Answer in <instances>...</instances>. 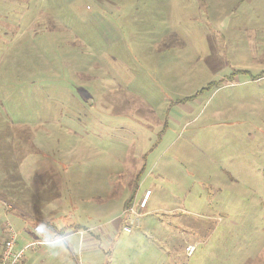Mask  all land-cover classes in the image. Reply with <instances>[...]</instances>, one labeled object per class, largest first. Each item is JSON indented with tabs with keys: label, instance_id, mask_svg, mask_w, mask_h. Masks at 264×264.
Returning <instances> with one entry per match:
<instances>
[{
	"label": "rangeland",
	"instance_id": "rangeland-1",
	"mask_svg": "<svg viewBox=\"0 0 264 264\" xmlns=\"http://www.w3.org/2000/svg\"><path fill=\"white\" fill-rule=\"evenodd\" d=\"M0 204L27 264H264V0H0Z\"/></svg>",
	"mask_w": 264,
	"mask_h": 264
},
{
	"label": "built area",
	"instance_id": "built-area-1",
	"mask_svg": "<svg viewBox=\"0 0 264 264\" xmlns=\"http://www.w3.org/2000/svg\"><path fill=\"white\" fill-rule=\"evenodd\" d=\"M150 195V191L146 190L137 203H133V205L124 209L121 216L124 217L122 221L123 232L131 233L134 228L138 227L139 218L147 206ZM31 247H33V244H29L21 249H16L13 239L5 241L0 255V264H25L24 252ZM185 252L190 256L194 252V247L187 246Z\"/></svg>",
	"mask_w": 264,
	"mask_h": 264
},
{
	"label": "crops",
	"instance_id": "crops-1",
	"mask_svg": "<svg viewBox=\"0 0 264 264\" xmlns=\"http://www.w3.org/2000/svg\"><path fill=\"white\" fill-rule=\"evenodd\" d=\"M40 171H38V169H37V171L35 172L36 173V175H35V179H33V177H30L29 178V182H30V187H31V189L30 190H32L33 189V191H31V192H34L33 193V195H34V197L36 198V201H35V206H42V205H48V203H47V201L45 202L46 204H44V203H42V201H41V204H40V202L38 203L37 201H40L39 199L37 200V197L38 196H41L44 192H47V190L49 189V187H48V181H47V178H45V174L47 173V167H46V165H42L41 167H40ZM24 169H23V167L22 166H20L19 168H18V173H20V175H23V173H24V171H23ZM51 170V169H50ZM31 173H33V172H31ZM49 174H50V172H48ZM23 177V176H22ZM42 177V178H41ZM20 178V180H21V177H17V179H19ZM42 193V194H41ZM41 194V195H40ZM32 196V195H31ZM151 196V195H150ZM31 200V199H30ZM30 202V201H29ZM28 202V203H29ZM49 202V201H48ZM49 204H51L50 202H49ZM0 210L1 211H5L4 210V208H3V206H2V204H0ZM5 213V212H4ZM6 215V214H5ZM13 218H15L14 220H16L17 222H21L22 223V225H24V227H26L28 224L25 222H23V220L21 219L22 217H20V216H14ZM0 228H1V231L4 233L5 232V226H4V223H0ZM89 230V229H88ZM75 234H77V231L75 230V231H73V232H71V233H69L67 236H70V235H75ZM81 234H82V236L84 235V233L83 232H81ZM80 234V235H81ZM5 237H8V239H13V241L15 242V247H16V249H21L22 247L24 248L25 246H27V245H29V244H31L32 242H30V241H28L27 242V239L29 238V236H27L26 234L23 236V238H22V240L23 241H21L22 243H24L23 245H21L20 243H18V241L15 239V237H16V233L15 232H13L12 230H9V232H8V234L7 235H5V236H3V237H1L0 238V255H1V252H2V247H3V241H4V238ZM50 239V238H49ZM88 239V238H87ZM88 240H90V239H88ZM25 264H27V261H26V259H25Z\"/></svg>",
	"mask_w": 264,
	"mask_h": 264
},
{
	"label": "clouds",
	"instance_id": "clouds-1",
	"mask_svg": "<svg viewBox=\"0 0 264 264\" xmlns=\"http://www.w3.org/2000/svg\"><path fill=\"white\" fill-rule=\"evenodd\" d=\"M45 233V231L42 232V235Z\"/></svg>",
	"mask_w": 264,
	"mask_h": 264
},
{
	"label": "trees",
	"instance_id": "trees-1",
	"mask_svg": "<svg viewBox=\"0 0 264 264\" xmlns=\"http://www.w3.org/2000/svg\"><path fill=\"white\" fill-rule=\"evenodd\" d=\"M1 199H4L3 197Z\"/></svg>",
	"mask_w": 264,
	"mask_h": 264
}]
</instances>
